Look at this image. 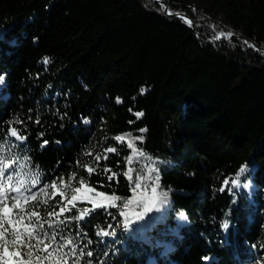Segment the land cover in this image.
I'll return each instance as SVG.
<instances>
[{"label":"trees","instance_id":"1","mask_svg":"<svg viewBox=\"0 0 264 264\" xmlns=\"http://www.w3.org/2000/svg\"><path fill=\"white\" fill-rule=\"evenodd\" d=\"M162 1L170 15L153 0H0V145L11 148L25 188L57 183L59 193L43 192L26 207L41 212L52 234L47 221H64L61 234L93 252L81 264H257L264 255V0ZM13 127L23 142L6 135ZM129 143L159 161V191L168 199L162 219L136 232L120 226L143 204L134 171L126 175ZM77 187L93 189L107 207L77 220L92 207L63 201ZM16 211L13 220L24 215ZM32 243L40 251L24 256L26 264H57L56 253L38 261L43 246Z\"/></svg>","mask_w":264,"mask_h":264},{"label":"snow or ice","instance_id":"2","mask_svg":"<svg viewBox=\"0 0 264 264\" xmlns=\"http://www.w3.org/2000/svg\"><path fill=\"white\" fill-rule=\"evenodd\" d=\"M224 35L221 33L216 37V39H220L221 36ZM229 36L232 34L229 33ZM47 59L45 60V63H47ZM3 82V77L0 76V83ZM121 101L119 98L117 99V103H120ZM137 117L142 115V113H137ZM39 123V121H37ZM143 131V130H141ZM6 135H9L11 138H14L17 141L23 142L26 137L20 134L19 130L15 127L11 128L10 130L6 131ZM117 140L122 141L123 137H116ZM138 139H143V137H139ZM0 140H3L2 137H0ZM48 142L44 141L41 145L42 147L45 146ZM129 148L132 147V144L129 143ZM5 151L10 153L9 155H5ZM11 148L7 146V142L0 145V248H2V251H0V264H26V261L23 259L24 256L31 257L36 252L40 251L39 248H35L33 245V241L36 242V245H42L43 246V252L45 253V256H37V260H43L46 259L48 255H51L53 253H56L58 256L57 264H60V261H63L64 264H81L80 257L88 256L92 257L93 252L87 251L84 252L82 250H79L76 247V241L73 238L65 237L61 234L60 225L64 223L63 220L61 221H54L49 220L47 221L48 228L55 229V234H52L46 230H44L43 223H40V221L43 220V217L41 215V212L38 210H31L29 211L26 207L27 202L29 200H33V196L30 192H28L27 189L21 187H18L17 185H22V182L19 180V174L17 173L16 163L13 162L11 164L6 163V161H12L13 160V154H11ZM108 152H113L115 149L109 148L107 149ZM143 155V153H141ZM97 161L100 160V157L96 158ZM87 168V171L89 174L93 173V169L91 167L85 166ZM246 169H241V171H245ZM105 171H110L108 169H105ZM127 175V173H126ZM110 179L112 177H109ZM73 179H75V176H73ZM158 179V177H157ZM8 183V187H5V184ZM34 183H38V181H34ZM227 183V182H226ZM235 183V181H233ZM60 184H65V181L63 178L60 180ZM80 185L84 186V181L80 180ZM57 183L53 182L51 184V188L56 189ZM136 187H140V184H137ZM223 190V189H222ZM81 188L77 187L75 189V192H80ZM87 191H94L91 188H88ZM153 192H156V188L152 189ZM27 193V194H25ZM97 195L104 197L105 200H112L116 199L113 197H107L103 193H98ZM167 193H162L159 203H166ZM8 200L9 203L5 204L4 201ZM23 201L24 203L21 204L20 202ZM75 201H77V196L73 195L70 200L67 201L68 205H72L73 208L76 207ZM92 204L91 208H85L83 210H80L79 215H77L75 218L77 220H83L89 216H91L93 213H95L97 210L107 207V205L97 202L94 200L89 201ZM17 209H19V212L24 213V215L19 216L18 219L13 220L12 217L14 215H17ZM70 210V209H69ZM151 208H147L146 211H151ZM158 210V207H157ZM66 211V206L60 208V213L63 214ZM57 213L53 211H48L47 216L48 217H55ZM122 216H124V213H121ZM181 218H184L183 213L180 214ZM24 216L28 217V220H24ZM32 218H36L37 223H33ZM136 220H143L144 216L143 214H136ZM162 219L161 216L157 217H149L148 220L144 224H137L136 228L133 229L131 227L133 221L125 217V223L124 228L130 232H136L143 230L147 225L152 224L154 221H159ZM8 224L12 231L9 232L8 229L5 227V224ZM22 225V227H20ZM229 225L227 222L223 224L224 229H228ZM98 236L102 235L104 237H107L110 235L108 231H102L97 233ZM11 242L12 245H19V247L16 250H10L8 244ZM91 243V241H89ZM24 249H27L25 252ZM206 262L212 261V257H204L203 258ZM86 264H90V262H86Z\"/></svg>","mask_w":264,"mask_h":264},{"label":"rangeland","instance_id":"3","mask_svg":"<svg viewBox=\"0 0 264 264\" xmlns=\"http://www.w3.org/2000/svg\"><path fill=\"white\" fill-rule=\"evenodd\" d=\"M2 83H0L1 86ZM103 145V143H101L99 145V148ZM127 164L128 167L126 168V173H127V177L128 179L130 178V173L132 171H134V176L132 178V183H133V188L136 192H143L142 198V211L139 214H143L144 219H148L147 215L150 214L153 217H157L160 216L161 212H162V208L161 205L165 204L162 203L160 204V198H161V192L159 191V175H158V166H159V161L157 160H150L149 158L145 157V156H141L139 152H137L133 147L130 148V153H129V158L127 159ZM132 165L131 167L129 165ZM251 171V170H248ZM150 176V177H147ZM158 177V179H157ZM147 180H151V185H150V189L149 191H145V184H147ZM137 184H140V187H136ZM245 188L250 190L251 188H253V185L251 184L249 177L248 179L245 181L244 184ZM156 188V192H153L152 189ZM60 189L57 188L50 189V193L51 194H55V193H59ZM61 193V192H60ZM63 201L65 203H67L68 200L71 199L72 196H66L63 195ZM77 198L80 199L81 201L84 202H89L91 200H94V196L90 193V191H87V188L82 187L81 191L78 192L76 194ZM102 201V199H100ZM252 201V200H251ZM168 202V199L166 198V203ZM158 207V210H157ZM147 208H151V211H146ZM264 213V211H263ZM129 219V218H128ZM143 219V220H144ZM130 220L133 221V223L136 225L139 221L142 220H136L135 216L130 218ZM125 223V218L122 219L120 226L123 227ZM132 223V224H133ZM227 229L223 228V232H225ZM146 239L145 236H141L140 240L142 243H145L146 241L144 240ZM166 250V246L164 245L162 247V251L164 252ZM0 251H2V248H0ZM257 264H264V255L262 254L260 256V259L258 261Z\"/></svg>","mask_w":264,"mask_h":264},{"label":"water","instance_id":"4","mask_svg":"<svg viewBox=\"0 0 264 264\" xmlns=\"http://www.w3.org/2000/svg\"><path fill=\"white\" fill-rule=\"evenodd\" d=\"M153 1H155L156 3L161 4V5L163 6V11H164V13L170 15V14L168 13L166 3H164L162 0H153ZM174 16H175V17H180V18L186 20V21L191 25L192 29H194L193 22H192L187 16H184V15H178V14H175ZM263 53H264V51H263Z\"/></svg>","mask_w":264,"mask_h":264}]
</instances>
